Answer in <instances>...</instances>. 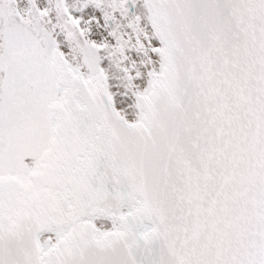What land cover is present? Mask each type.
<instances>
[{"label": "snow or ice", "instance_id": "1", "mask_svg": "<svg viewBox=\"0 0 264 264\" xmlns=\"http://www.w3.org/2000/svg\"><path fill=\"white\" fill-rule=\"evenodd\" d=\"M0 264H264V0H0Z\"/></svg>", "mask_w": 264, "mask_h": 264}]
</instances>
